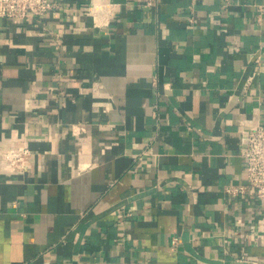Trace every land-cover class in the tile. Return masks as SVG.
<instances>
[{"label":"crops","instance_id":"1","mask_svg":"<svg viewBox=\"0 0 264 264\" xmlns=\"http://www.w3.org/2000/svg\"><path fill=\"white\" fill-rule=\"evenodd\" d=\"M0 16V264H264L245 128L264 0H53ZM72 124L84 130L75 133ZM15 202V204H14Z\"/></svg>","mask_w":264,"mask_h":264},{"label":"built area","instance_id":"2","mask_svg":"<svg viewBox=\"0 0 264 264\" xmlns=\"http://www.w3.org/2000/svg\"><path fill=\"white\" fill-rule=\"evenodd\" d=\"M157 0H146L148 5H153ZM53 0H0V16L12 19H22L29 14L41 16L55 6ZM114 3L110 0L94 2L91 9L94 12L96 24L101 23L98 14L110 7ZM256 66L253 73L258 74L264 71V61L260 55L255 58ZM82 124H72L75 133L84 130ZM32 149L26 141H22L16 146H9L0 152V162L2 168L8 171L24 170L32 157ZM241 153L243 155L247 170V183H229L225 190L230 194H241L253 188L262 201H264V122L245 128L242 133ZM15 204V202H14Z\"/></svg>","mask_w":264,"mask_h":264}]
</instances>
